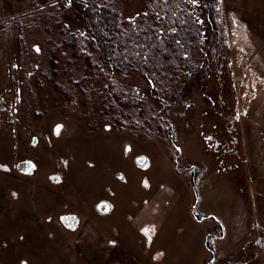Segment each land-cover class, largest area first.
I'll return each mask as SVG.
<instances>
[{
	"label": "rangeland",
	"instance_id": "1",
	"mask_svg": "<svg viewBox=\"0 0 264 264\" xmlns=\"http://www.w3.org/2000/svg\"><path fill=\"white\" fill-rule=\"evenodd\" d=\"M203 1L199 71L152 93L72 57L74 9L0 0V264H264V0Z\"/></svg>",
	"mask_w": 264,
	"mask_h": 264
},
{
	"label": "trees",
	"instance_id": "2",
	"mask_svg": "<svg viewBox=\"0 0 264 264\" xmlns=\"http://www.w3.org/2000/svg\"><path fill=\"white\" fill-rule=\"evenodd\" d=\"M59 1L80 17V27L70 34L73 58L83 53V47L94 50L95 67L103 68L105 74L139 73L151 84L152 93L158 87L165 90L166 80H190L199 71L190 62V49L196 47L206 53L209 48L210 41L206 45L202 42L201 21L189 9L187 0H146L145 11L128 20L100 0ZM214 1L198 5L201 20L207 14L206 20L213 25L214 17L209 16ZM212 31L216 34L217 28ZM179 87L173 96L181 93ZM116 90L113 86L110 95ZM100 99L103 105L107 103V96ZM110 105L108 111L113 112Z\"/></svg>",
	"mask_w": 264,
	"mask_h": 264
},
{
	"label": "snow or ice",
	"instance_id": "3",
	"mask_svg": "<svg viewBox=\"0 0 264 264\" xmlns=\"http://www.w3.org/2000/svg\"><path fill=\"white\" fill-rule=\"evenodd\" d=\"M61 127L62 126H60V125H57L56 126V132H57V134H59V130H60ZM62 219H65V218H62ZM145 234H147V230H145Z\"/></svg>",
	"mask_w": 264,
	"mask_h": 264
},
{
	"label": "flooded vegetation",
	"instance_id": "4",
	"mask_svg": "<svg viewBox=\"0 0 264 264\" xmlns=\"http://www.w3.org/2000/svg\"><path fill=\"white\" fill-rule=\"evenodd\" d=\"M98 207H99L101 210H104V209H105L104 204H100V203H99Z\"/></svg>",
	"mask_w": 264,
	"mask_h": 264
}]
</instances>
